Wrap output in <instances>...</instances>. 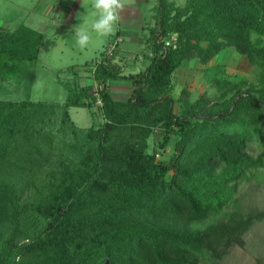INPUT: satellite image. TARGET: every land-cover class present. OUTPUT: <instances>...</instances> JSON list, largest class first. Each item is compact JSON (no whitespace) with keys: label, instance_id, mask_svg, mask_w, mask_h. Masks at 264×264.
Wrapping results in <instances>:
<instances>
[{"label":"trees","instance_id":"1","mask_svg":"<svg viewBox=\"0 0 264 264\" xmlns=\"http://www.w3.org/2000/svg\"><path fill=\"white\" fill-rule=\"evenodd\" d=\"M152 9L143 69L121 74L108 62L116 49H103L84 62L96 93L70 66L61 104L0 99V264H220L264 216L224 211L246 171L264 167V0H156ZM40 43L37 29L0 23V80ZM226 46L256 66L253 78L208 64ZM193 57L218 70L215 90L174 95L173 73ZM118 77L130 82L125 98L107 88ZM97 98L102 121L77 126L69 106Z\"/></svg>","mask_w":264,"mask_h":264},{"label":"rangeland","instance_id":"2","mask_svg":"<svg viewBox=\"0 0 264 264\" xmlns=\"http://www.w3.org/2000/svg\"><path fill=\"white\" fill-rule=\"evenodd\" d=\"M155 1L125 0L126 6L121 13L117 29L122 28L125 23L136 27V20H134L136 17L132 18V21L127 15H139L142 20H146L142 21L144 25L142 28L147 33L148 26L155 21L151 7ZM174 1L178 5H183L186 0ZM92 12L91 0H0V23L2 25L13 28L20 23H26L40 29L43 34L37 57L31 62H23L18 72L0 80V99L29 98L61 104L67 96L64 83L70 80L72 75L67 69L70 66L83 68L79 73V82L90 85L89 91L96 93L101 85L92 78L91 70L84 67V62L98 58L106 44L111 40L115 41L117 37L115 38V32L107 37H99L93 33L90 44L84 49L79 48L72 35L73 26L77 24L87 26L84 21H91ZM118 46L121 49L128 48L133 53L130 60L122 56L114 62L108 60L121 74L141 70L145 62H149L150 51L145 43L142 42L141 45L139 40L132 39L131 34L123 35ZM113 57L115 55L110 56V59ZM131 63H135L136 66L130 65ZM208 64L219 65V69L224 70L225 74L231 77L234 73H242L253 78L257 70L256 66L248 61L246 55L234 48L221 49ZM205 65L196 57L184 61L173 73L171 92L178 95L181 89L186 87L191 91V96L199 95L205 89L213 93L215 87L210 84L209 77L216 68L213 67L210 69L214 70H210ZM220 65L225 68L221 69ZM32 73H34V78L31 80L30 74ZM129 83L124 79H113L108 82L107 88L114 97L125 98L131 91ZM100 104L96 101L92 108L69 106L68 110L75 124L86 128L102 121V115L99 112ZM93 109L96 113L92 112ZM57 125L58 118H56L55 127ZM57 135L60 137L62 133L58 131ZM70 136L71 134L65 136V140L69 141ZM160 136V130L155 128L148 137L147 149L149 151L157 148ZM61 142L63 143L62 140ZM261 149L260 141L248 142V150L252 154H258ZM160 155L166 158V155L159 151ZM232 209H241L244 213L264 209L263 166L247 170L246 174L239 179L234 197L224 211ZM243 241L242 244H232L220 260V264H257L258 259L264 262V216L256 220L246 231Z\"/></svg>","mask_w":264,"mask_h":264},{"label":"clouds","instance_id":"3","mask_svg":"<svg viewBox=\"0 0 264 264\" xmlns=\"http://www.w3.org/2000/svg\"><path fill=\"white\" fill-rule=\"evenodd\" d=\"M125 6V0H91V21H84L87 26H73L75 44L84 49L90 44L93 33L99 37L113 34L117 30Z\"/></svg>","mask_w":264,"mask_h":264},{"label":"crops","instance_id":"4","mask_svg":"<svg viewBox=\"0 0 264 264\" xmlns=\"http://www.w3.org/2000/svg\"><path fill=\"white\" fill-rule=\"evenodd\" d=\"M153 5H151V7H152ZM153 12H154V10H153ZM128 16V18H131L130 20H132L133 21V19L132 18H134V17H136V19H134V20H136V27L134 26V27H131L128 23H125V24H123L122 25V28H118L116 31H115V33L114 34H116V33H119L118 34V36L117 35H115V37H117V38H119L120 40L123 38V35H126V34H131V37H132V39H136V40H139V42L141 43V45H142V39H141V37H140V35H142L141 33H142V30L144 31V29L142 28V21H146V20H142L140 17H139V15L137 16H129V15H127ZM152 16H153V13H152ZM129 20V19H128ZM26 24V23H25ZM27 25H29V24H27ZM29 26H31V25H29ZM144 26V25H143ZM32 27V26H31ZM32 28H35V27H32ZM35 29H37V28H35ZM38 31H40L41 32V30L40 29H37ZM42 36H43V34H42V32H41V40H42ZM116 38V39H117ZM120 40H118V42L120 41ZM116 41V40H115ZM114 41L113 40H111V41H109L108 42V44H106V46H105V48L104 49H107L112 43H113ZM118 42H117V44H116V46L114 47L115 49H116V52H115V57H113L112 59H111V61H116V60H118V58L119 57H124V59H126V58H128L129 60H130V58L133 56L132 54V52L128 49V48H123V49H121L119 46H118ZM234 47L233 46H226V47H224V48H222V49H233ZM125 55H126V57H125ZM193 58H195V57H193ZM190 59H192V58H190ZM190 59H183L182 61H181V63H180V65L181 64H183V62L184 61H189ZM118 62H120V61H118ZM147 63L148 62H145V65H144V67L147 65ZM83 65V64H82ZM81 65V66H82ZM130 65H132V66H136V64L135 63H131ZM179 65V66H180ZM178 66V67H179ZM177 67V68H178ZM176 68V69H177ZM139 70V69H138ZM135 71V70H134ZM130 72H133V71H130ZM175 72V71H174ZM117 80H120V79H124L125 81H127L128 83H129V80L128 79H125V78H116ZM119 83V82H118ZM130 84V83H129ZM130 93V92H129ZM118 98V97H117Z\"/></svg>","mask_w":264,"mask_h":264},{"label":"built area","instance_id":"5","mask_svg":"<svg viewBox=\"0 0 264 264\" xmlns=\"http://www.w3.org/2000/svg\"><path fill=\"white\" fill-rule=\"evenodd\" d=\"M118 40H120L119 38H117L116 39V41H114L108 48H107V50H108V53L109 54H111L112 53V50L114 49V47L116 46V43H117V41ZM166 43H167V41H166ZM98 103H101V100H100V98H97V100H96Z\"/></svg>","mask_w":264,"mask_h":264}]
</instances>
